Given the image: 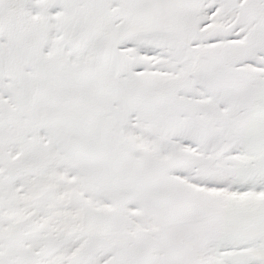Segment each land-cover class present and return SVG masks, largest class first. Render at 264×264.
Masks as SVG:
<instances>
[{
  "label": "snow or ice",
  "instance_id": "snow-or-ice-1",
  "mask_svg": "<svg viewBox=\"0 0 264 264\" xmlns=\"http://www.w3.org/2000/svg\"><path fill=\"white\" fill-rule=\"evenodd\" d=\"M0 264H264V0H0Z\"/></svg>",
  "mask_w": 264,
  "mask_h": 264
}]
</instances>
